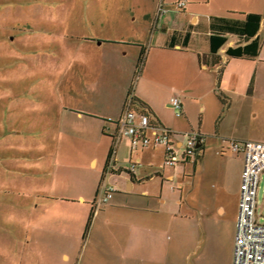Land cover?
<instances>
[{
    "label": "rangeland",
    "instance_id": "rangeland-1",
    "mask_svg": "<svg viewBox=\"0 0 264 264\" xmlns=\"http://www.w3.org/2000/svg\"><path fill=\"white\" fill-rule=\"evenodd\" d=\"M176 1L0 0V264H64L60 254L72 240L70 226L75 212L62 211L63 218L56 225L60 228H55V234L33 230L28 236L22 225L29 215L11 203L26 201L28 191L39 184L38 173H45L47 167L52 171L54 164L58 167L52 173L59 178L53 191L74 190V180L86 175L76 167L82 152H57L55 148L82 145L89 140L85 131L90 128L94 133L95 124H89L87 119L76 120L70 111L113 113L122 98L126 100L130 86L133 85V91L137 87L140 73L136 72V60L129 68L133 62L130 55L121 57L116 53L117 57H112L114 54H108L111 46L96 47L88 40L144 39L149 36V27L142 17L154 15L159 6L182 11L176 7ZM260 63L264 65V60ZM206 73L219 77L216 71ZM229 79L227 71L224 83ZM229 101L228 96L212 91L202 99L188 101L182 116H176L174 109L162 101L157 102L155 110L163 120L161 123L175 135V140L183 141L182 135L191 131L203 136L207 143L202 156L168 166L175 177L162 184L161 176L167 170L159 167L164 160L154 154L152 147L132 151L129 144H122L116 165V169L122 168L121 173L100 174V180L106 177L108 184L118 181L113 198L100 208L103 212L97 224L101 221L110 228L100 232V236L118 239L122 231L119 228L129 221L150 224L152 213L135 208L154 210V199L161 189L172 199L174 207V200L182 194L186 201L182 212L192 215V220L205 221L218 200L223 201L227 216L235 215L234 194L243 156L226 149L221 152L220 143L211 135L218 127L229 126L224 118ZM202 105L205 113L200 110ZM137 160L140 162L136 176L144 179L137 182L135 195L124 199V179L130 175L123 168ZM60 164L65 166L59 167ZM111 174L115 175L108 178ZM143 190L151 197L142 198ZM257 199L260 222L264 223V176L260 178ZM114 204L119 205L112 207ZM86 234L85 231L83 238ZM29 238L31 242L27 243Z\"/></svg>",
    "mask_w": 264,
    "mask_h": 264
},
{
    "label": "crops",
    "instance_id": "crops-1",
    "mask_svg": "<svg viewBox=\"0 0 264 264\" xmlns=\"http://www.w3.org/2000/svg\"><path fill=\"white\" fill-rule=\"evenodd\" d=\"M185 2V8L182 11L168 6L161 12L158 7L154 15L145 14L142 18L148 23L149 36L144 39L137 37L136 40L120 38L88 41L96 47H101L102 44L111 46L112 49L108 54H114L112 57H117V54L121 57L130 55L133 62L129 68H132L134 60L137 62L140 50L144 49V63L133 96L149 107L158 125L163 126V120L155 110L157 102L162 101L163 105L169 106L170 98L178 96L185 114L188 101H197L212 91L215 93L218 91L219 94L228 96L230 99L229 107L224 114L229 126L226 129L218 127L216 133L211 134L215 138L214 141L220 143L222 149H225L223 146L228 140L264 142V65L260 63L264 60V0H185ZM241 13H256L262 16L258 31L260 51L257 59L228 57L225 50L235 46L237 41L234 35L229 34L227 43L217 54L220 59L219 64L214 67L204 64L203 61L208 63L211 60L210 17L238 18ZM186 34L188 44L184 47L183 40ZM171 38H173V47L168 46ZM112 46L119 48L118 51ZM105 60L104 58L102 61L105 62ZM210 71H216L219 77L214 78ZM227 71L230 72V79L228 83H224ZM206 72H209L210 77L206 75ZM124 103L122 98L119 108L109 114L70 111L73 112L76 120L87 119L90 120L89 124H95L94 133L89 128L85 131L87 132L85 137L89 140L82 145L77 144L69 148L67 144H64L61 148L56 147L55 150L64 153L68 149L82 152L77 157L76 167L83 169L86 175L78 176V179L74 180L76 187L72 191L65 189L53 191L54 182L59 176L52 172L58 164H54L52 171L50 167H47L43 170L45 173H38L36 177L40 178L39 184L34 187L35 189L28 191L27 200L16 204L11 203L13 207L29 215L22 225L25 235L33 230L40 231L42 234H49V232L55 234L57 232L55 228H60V225H56L63 218L62 211L73 210L75 220L70 226L73 230L72 240L62 248L60 254V260L64 264L70 261L75 262L73 264H112L114 262L115 264H232L239 187L243 173L242 163L238 189L234 194L237 207L235 215L227 216L223 201L218 200L212 209L213 212L205 221L192 220L194 219L192 215L182 212V207L186 205L182 194L174 200L176 208L171 205L172 199L165 196L161 189L159 195L155 196L154 210L135 208L152 213L150 224L143 226L138 222L129 221L119 228L122 231L118 239L112 240V238L100 236V232L110 228H108L109 225L100 224L103 223L101 221L97 224V219L103 212L100 208L104 205L99 208L100 211L95 212V203L106 187L113 188L115 192L117 190L115 185L118 182L113 180L115 185L108 184L105 181L106 177L100 180V174L109 152L113 149L117 133L115 123L107 122V120L117 121L122 115ZM200 110L205 113V105H202ZM128 141L127 138H122L115 148L113 173H121V167L116 169L120 161L118 152L122 144L130 145ZM206 143V140L202 141L201 146L204 148ZM152 151L164 160V150L153 147ZM61 165L65 166L60 164L59 167H62ZM159 167L162 171L167 170V174L164 177L161 176L162 184L163 181L174 180L175 173L172 168L164 166L163 161ZM123 169L130 175V178L124 179V189L127 192L122 195V198L125 199L127 196L135 195L134 189L137 182L144 178L136 176L137 167L133 172H129L128 167ZM111 175L108 178H113L115 174ZM141 197L150 198L151 196L143 190ZM117 205L119 204H114L112 207ZM91 213L92 219L87 228V219ZM85 231L87 234L83 238ZM30 239L27 243L31 242Z\"/></svg>",
    "mask_w": 264,
    "mask_h": 264
},
{
    "label": "built area",
    "instance_id": "built-area-1",
    "mask_svg": "<svg viewBox=\"0 0 264 264\" xmlns=\"http://www.w3.org/2000/svg\"><path fill=\"white\" fill-rule=\"evenodd\" d=\"M185 5V0H178L176 3L178 9H184ZM162 10L163 7L159 6V11ZM131 103L132 95L126 100L122 115L115 123L117 133L111 151L110 168L114 164L115 148L122 138L129 140L132 151L162 146L165 153L164 166L169 167L178 162L185 163L188 161L187 157H193L194 152L201 147L203 137L198 132L184 133L183 141L175 140L172 132L159 125H153L150 116L133 110ZM169 107L174 109L176 116L183 115L182 103L178 96L170 98ZM225 145L223 148L226 150L243 156L232 264H264V223L260 222L257 199L260 178L264 176V142L228 140ZM138 165L139 160L131 162L129 172H133ZM113 192L114 189L110 187L102 190L95 203V212L111 199Z\"/></svg>",
    "mask_w": 264,
    "mask_h": 264
},
{
    "label": "trees",
    "instance_id": "trees-1",
    "mask_svg": "<svg viewBox=\"0 0 264 264\" xmlns=\"http://www.w3.org/2000/svg\"><path fill=\"white\" fill-rule=\"evenodd\" d=\"M238 18H229V17H210V29L211 34L209 36V49L211 60L207 63L204 62L209 67H214L219 64L220 59L218 58L217 54L219 50L227 43L228 35H234L237 38L236 45L233 47H228L225 50V54L231 58H238V59H249L255 60L259 56L260 51V42L258 39V31L260 29L262 16L256 13H241ZM188 44V35L186 34L183 40V46H187ZM169 47H173V38H171V42L168 44ZM144 49L140 50V54L137 59L136 69L137 74L140 73L143 63H144ZM132 95V103L131 107L133 110L138 111L143 114H148L150 116V121L153 125L158 126V122L153 117L149 107L136 99L133 96V85L130 86L128 89L126 100L128 97ZM125 100V102H126ZM125 105V103H124ZM124 107V106H123ZM110 123H116V121H108ZM160 126V125H159ZM162 127L164 130L171 132L169 129ZM203 152V146L199 147L194 152L195 158H200ZM110 156L111 151L109 152L108 158L105 162V166L103 169V174L107 172L113 173V169L109 167L110 164ZM188 161L192 160L190 155L187 157ZM102 180V179H101ZM92 213L89 215L87 228L90 225L92 219Z\"/></svg>",
    "mask_w": 264,
    "mask_h": 264
},
{
    "label": "water",
    "instance_id": "water-1",
    "mask_svg": "<svg viewBox=\"0 0 264 264\" xmlns=\"http://www.w3.org/2000/svg\"><path fill=\"white\" fill-rule=\"evenodd\" d=\"M199 146V145H198Z\"/></svg>",
    "mask_w": 264,
    "mask_h": 264
}]
</instances>
